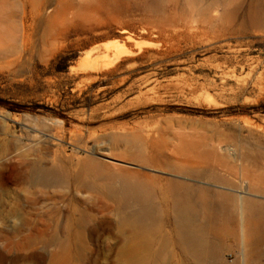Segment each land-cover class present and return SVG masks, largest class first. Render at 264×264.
Wrapping results in <instances>:
<instances>
[{"label":"rangeland","instance_id":"1","mask_svg":"<svg viewBox=\"0 0 264 264\" xmlns=\"http://www.w3.org/2000/svg\"><path fill=\"white\" fill-rule=\"evenodd\" d=\"M263 2L0 0V99L50 110L0 107V264H196L176 222L188 192L219 247L206 264H264V64L243 86L218 68L228 45L264 52ZM126 177L151 221L127 219L140 206L112 191Z\"/></svg>","mask_w":264,"mask_h":264},{"label":"bare ground","instance_id":"2","mask_svg":"<svg viewBox=\"0 0 264 264\" xmlns=\"http://www.w3.org/2000/svg\"><path fill=\"white\" fill-rule=\"evenodd\" d=\"M253 9L254 10L250 12V22L252 28H264V2L259 8L255 7ZM259 43L260 42H256V44ZM227 47V51H229L232 56L225 58L223 65L221 67H218L220 70V79L225 86H229V84L232 82H237V84H240L241 86V83H243V81L245 80L242 79L243 74L247 73V75L249 76H254L262 66V64H264V52H261L258 57H251L249 55H244L243 51L236 49V46L234 47L233 45H228ZM106 49L110 50L111 48L107 46ZM115 50L116 52H114V56L111 59L110 57H108V55H104V58L94 60L93 69H95V71H102L104 69L112 67L115 60H119L120 56H122V54H125L121 47H115ZM89 62L91 63L92 61ZM256 164L260 165V162H256ZM34 179H37L44 183L48 182V184L50 185H54V183L60 182V178L55 172H47L41 169H35ZM120 182V187L118 189L113 188L112 191L122 196V204L126 208H131L136 205L140 206V208L136 212L133 211L131 216L127 219H130L137 224L151 221L154 217V208L150 206L151 204L149 205L147 203V201H149L148 198H143L142 192L145 191V184L137 180L129 179L127 177L121 179ZM190 195L191 193L188 192L187 195L179 197V194L175 193L176 222L178 224L179 237L181 242L190 249V253L193 255V258L196 260V262L198 264H206L209 261L211 262V260L215 259V257L218 255L219 247L217 243L211 242L207 239V236L213 230L210 231L207 227V229H196L195 224L197 223L199 218V211L195 207H193V202L191 201ZM143 202L145 205L142 204ZM218 213L219 212H216L215 209H210L208 219L211 220L215 218L214 220H216Z\"/></svg>","mask_w":264,"mask_h":264},{"label":"trees","instance_id":"3","mask_svg":"<svg viewBox=\"0 0 264 264\" xmlns=\"http://www.w3.org/2000/svg\"><path fill=\"white\" fill-rule=\"evenodd\" d=\"M0 107L6 109L9 112L12 113H17V114H23V113H30V114H41L40 111H48L50 112V110H48L47 108L43 107V106H39V105H35L32 107H27V106H20V105H16V104H11L5 100L0 99ZM254 111L257 112H261L264 113V103L259 106L258 108H253ZM170 111H176L178 113L181 114H185V115H191V116H204V117H208V118H212L214 117V114H210L209 112L206 111H201V110H193V109H188V108H172L170 109ZM248 113V110L246 111H238V110H230L229 114L232 115H236V114H246ZM129 117V116H127Z\"/></svg>","mask_w":264,"mask_h":264}]
</instances>
